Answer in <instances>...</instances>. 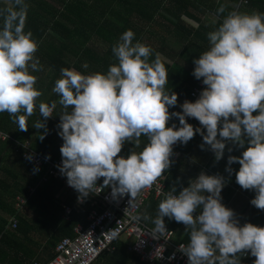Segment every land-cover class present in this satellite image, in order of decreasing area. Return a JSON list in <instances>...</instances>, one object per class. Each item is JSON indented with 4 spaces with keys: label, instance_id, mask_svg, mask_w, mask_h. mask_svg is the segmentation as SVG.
I'll use <instances>...</instances> for the list:
<instances>
[{
    "label": "clouds",
    "instance_id": "obj_1",
    "mask_svg": "<svg viewBox=\"0 0 264 264\" xmlns=\"http://www.w3.org/2000/svg\"><path fill=\"white\" fill-rule=\"evenodd\" d=\"M13 3L19 7L6 9L0 21V113H8L23 132L38 107L41 119L32 127L43 140L55 103L37 104L41 92L32 74L39 66L37 43L24 30L23 0ZM206 35L208 47L193 58L192 69L204 87L195 100L185 99L180 111L169 112L177 94L164 88L168 73L160 55L133 42L131 29L112 46L116 62L106 72L60 69L52 88L62 108L56 125L62 139L58 171L78 193L77 201L109 187L114 200L127 194L130 202L168 169L173 145L186 144L195 133L214 161L224 156L226 145L229 153L233 145L241 149L227 156L225 171L229 176L234 171L240 188L254 193L249 203L264 210V12L230 11ZM170 117L178 119V126L167 123ZM142 135L147 142L140 151L119 154L126 141L139 147ZM25 159L31 161L32 155ZM234 163L238 168H232ZM226 183L222 174L201 170L179 190L172 186L158 203L155 232L166 227L165 217L189 232L187 244L178 246L186 264H241L240 253L254 257L252 264H264V225L241 223L222 203Z\"/></svg>",
    "mask_w": 264,
    "mask_h": 264
},
{
    "label": "crops",
    "instance_id": "obj_2",
    "mask_svg": "<svg viewBox=\"0 0 264 264\" xmlns=\"http://www.w3.org/2000/svg\"><path fill=\"white\" fill-rule=\"evenodd\" d=\"M43 1L45 4L40 3V0H23L26 6L24 30L30 31L37 43L34 56L39 59V66L38 70L32 73L36 76L35 86L41 92V95L37 98V104L39 102L49 105L55 103L52 111L53 116L50 118L56 125L59 120L58 114L62 108L58 103L59 97L52 92V88L54 82L60 76V69L62 67L74 68L82 73L106 72L108 66L116 62L111 48L126 29L133 31V42L145 43L151 47L153 55L156 53L160 55L168 73L164 88L166 91L172 90L177 94V104L170 107L169 112L180 111V104L185 99L188 100L187 95L183 93L184 90L187 91L191 85L194 86L195 83L193 82L197 81L192 75L193 58L208 47V41L204 40V33L207 34L217 26V22L221 19L219 11L221 7L223 10H227L235 5L232 0H143L141 5L144 7L147 4L148 10V15L144 16L136 11H126L125 4H120L117 2H120V0H115V2L110 1L112 3H110L109 9H91L90 22L79 24L78 20L72 15V13H76L74 10H71L72 13L66 14L63 6L58 2L54 0ZM92 1L89 0V3L92 4ZM0 3V21H2L6 9L19 7L14 5L13 0H0ZM252 11L264 12V0H258L255 6L244 9V12ZM30 17L36 19L30 20ZM59 19H63L64 23L68 24L67 29L69 30L67 31L70 34L73 32L72 39L66 40L60 35V31L66 30L65 27L60 26L59 29L53 27L54 20ZM43 28H46V30L43 36H40ZM189 31L192 32L190 37L181 35V33L187 35ZM198 33L200 35H197ZM189 42L190 50H187ZM152 58V56L149 57L150 60ZM84 62H87L88 65L86 69L81 68V64ZM0 118L4 120L3 125L0 122V131L9 136L20 137L30 141L31 144L38 136V130L32 127L35 121L41 119L38 107H34L32 115L27 117V131L17 130L14 120L6 112L0 113ZM176 119V117H170L168 122H175ZM56 125L54 140L60 138L57 135L58 128ZM192 125L194 128L198 127L199 122L196 121ZM146 142V138L142 135L139 149L135 151H140ZM201 143V135L194 133L189 142L183 144L185 153L180 151L182 155L179 158H176L173 153L170 158V166L163 172L167 176V181H169L168 185L166 184L167 190L170 191L172 186H175L177 190L182 186H186L187 181L195 177L201 170L208 174L218 172L227 179L226 185L221 190L222 203L234 210L237 219L241 223L248 221L257 225H264V210L257 209L249 203L254 193L251 190L240 188L235 182L234 171L231 176L225 171L227 156L229 154L239 155L241 149L233 145L232 152L229 153L227 151L228 145H226L224 156L219 161H214L213 154L207 147L203 150L200 148ZM14 152L13 145L8 140L0 138V197L7 203V205L0 203V220L7 222V229H12L10 224L13 218L18 222L17 216L20 214L29 220L36 217L35 213L28 208L27 202L19 209L16 206L17 198L23 196L21 187L28 180L29 175L26 172L27 166L17 168L16 165L19 161L16 160V163V152ZM232 168H238V164L234 163ZM14 175H17V179L14 178ZM102 179V177L99 178L97 183L101 182ZM51 191L52 194L56 191L53 194L55 200L52 196H49L50 200L53 201L47 204V210L51 211L55 218L49 215L46 221L48 223L43 221L42 226L39 225L36 229L29 231L24 237L30 240V243L27 242L26 244L29 245L32 252H36L31 253L30 257L33 261L47 262L51 258L50 254L53 250L46 251L44 247L47 242L54 238L53 236L58 238L51 231L55 224L54 219L56 221L61 218L70 219V216L66 218L64 214L66 205L78 208L76 205L77 199L75 201V191L66 189L63 185L56 187V189L52 187ZM15 193L18 195L13 199L12 195ZM91 204L93 205V200ZM157 206L152 207L153 218H149L152 215L149 213L147 214L148 217L142 219L139 213V219L153 225V220L157 216ZM11 208L15 210L14 213L13 211L11 213ZM198 211L199 209H197ZM174 230L176 233L175 241L184 242L183 239L186 238L188 233L184 225L181 224ZM238 256L241 257V264H252L254 260V257L247 255V253H240ZM107 258V255L103 254L93 264H108Z\"/></svg>",
    "mask_w": 264,
    "mask_h": 264
},
{
    "label": "built area",
    "instance_id": "obj_3",
    "mask_svg": "<svg viewBox=\"0 0 264 264\" xmlns=\"http://www.w3.org/2000/svg\"><path fill=\"white\" fill-rule=\"evenodd\" d=\"M245 2L246 0H239V3ZM203 87L204 85L198 80L197 85L190 92L191 100L198 97ZM186 120L192 124L196 119L186 117ZM0 137L14 142L15 147L18 150L21 149L24 159L26 154H31L32 160H27L30 164L35 166L48 165L41 182H47L50 178H57L66 189L75 191L67 185L65 177L58 171L61 158L46 159L34 150L30 141L18 140L5 132L0 131ZM178 146L179 143L173 145V153L176 158L182 155ZM165 179L166 175L162 173L152 184L142 188L135 197L131 198L130 202H128L127 194L114 200L110 195V188H101L98 194L90 192L89 195L94 197L93 205L95 207L88 216L87 224L76 225L72 237L62 238L55 247L54 256L47 262L35 261L34 264H93L104 253L113 252L115 242L120 239L127 241L128 252L137 255L143 263L186 264V256L178 250L179 245L186 244L175 241L174 229L165 224L166 227L161 232H155L154 224L150 225L139 219V212L151 194L160 198L167 192ZM34 190L35 187H30L31 192ZM83 201H77L76 205L79 207ZM26 202L27 197L19 196L17 208H21ZM73 209L72 206L66 205L64 207L66 218H69ZM17 225V220L13 218L10 227L15 229Z\"/></svg>",
    "mask_w": 264,
    "mask_h": 264
},
{
    "label": "trees",
    "instance_id": "obj_4",
    "mask_svg": "<svg viewBox=\"0 0 264 264\" xmlns=\"http://www.w3.org/2000/svg\"><path fill=\"white\" fill-rule=\"evenodd\" d=\"M40 3L45 4L43 0H40ZM55 2H58L63 6V9L66 11V14L70 13L71 10H74L76 13L72 15L78 20L79 24H88L91 19V9H109L110 8V1L115 2V0H93L92 4L89 3V0H54ZM134 1V2H133ZM120 0L117 1L120 4H125L124 8L126 11H136L144 16L148 15V10H147V4H145L144 7H142L141 3L143 0ZM235 5L231 9L223 10L220 11L221 13V19L217 22V25L219 22L223 19V17L230 11L236 10L240 12H244V9L246 7H253L256 5L258 0H246L245 3H239V0H232ZM38 2V1H36ZM1 5V3H0ZM109 6V7H108ZM114 9V8H113ZM36 18L30 17V20H35ZM52 19V18H51ZM31 22V21H30ZM68 24H65L63 19L59 20H54L53 22V27L56 29H59V27H65V31H60V35L66 38V40H70L73 38V32L70 34L67 30ZM43 32L40 33V36H43L44 31L46 28L42 29ZM204 40H207V35L204 33ZM36 35V34H35ZM182 36L184 37H190L192 35V32H187V35L185 33H181ZM197 35H200L199 33ZM208 41V40H207ZM190 42L188 44L187 50H190ZM207 48V47H206ZM205 48V49H206ZM204 49V50H205ZM194 86L197 85L198 80L196 82H193ZM194 86H190L187 91L184 90V94L187 95L188 100L191 101V95L190 92ZM181 110V109H180ZM39 120V119H38ZM197 120H195L192 124H194ZM0 122H3L0 118ZM172 123H178V119H176L175 122L169 121L168 124ZM55 122H53L52 118H48L46 121V126H47V133L44 136L43 140H40L36 137L35 140H33L32 146L34 150H36L38 153L43 155L44 157L50 158V159H58L61 158L59 148L60 145L62 144V139H57L54 140V128H55ZM43 131V129L39 130ZM40 133L38 132V135ZM1 138V137H0ZM16 139L24 141V139L20 137H16ZM8 140L9 143L13 145L14 152L16 155L15 161H19L17 163V168H21L27 166L26 172L27 175H29L28 180L23 183L21 187V194L25 197H27V206L30 210H32L36 217L33 220H29L25 218L23 215H18V225L15 229H7V222L4 220H0V264H34L35 261H33L31 256L32 249L27 245L26 243L29 242L30 240H27L25 235L28 234L29 231H32L33 229H36L39 225L42 226V222H46L48 220L47 217L49 215H52L53 218H55V215L51 213V211L47 210V204L54 199L53 194H52L51 188L54 187H60L63 185V183L57 179V178H50L47 182H41V179L43 175L46 173L48 165L43 164L41 166H35L33 164H30L27 160H25L22 157L21 149L18 150L17 147H15V143L11 142L10 139ZM189 142V141H188ZM138 150V147H134L133 143L131 141L129 142H124L122 147H121V152L119 153L120 155L127 154L129 150ZM178 149L185 153V149L183 145L179 144ZM14 178L17 179V175H14ZM169 181H167V176L165 179V185H168ZM167 185H166V191L167 190ZM30 187H35V190L33 192L30 191ZM65 188V186L63 185ZM109 188V187H106ZM75 194V201L77 199V194ZM16 195L18 194H13L12 198L15 199ZM53 197V200H50V197ZM155 197L154 194H151L150 197L147 199L146 203L142 207L141 211L139 212L141 215L142 219H145L148 217L147 214H152L150 217H154L152 213V207L154 205H158L159 201L163 199V197L157 198ZM92 200H94V197L92 195H89L87 198L84 199L82 205L78 208H74L69 220L65 219H58L57 221L54 219L55 224L52 227V230L55 235L58 236V238H54L47 242V245L44 247V250L50 251L53 250V252L50 254L51 257L54 256L55 254V247L57 243L63 238V237H72L74 235V228L77 224L83 223L87 224L88 221V216L92 209H94V205H92ZM74 202V201H73ZM0 203L1 204H6L7 203L1 199L0 197ZM10 209V207H9ZM14 213V209L11 208V213ZM157 214V213H156ZM165 224H168L170 228L175 229L176 227L180 226V223L175 222L174 220L169 219L168 217L164 218ZM151 225V224H150ZM45 226V225H43ZM189 238V232L186 234V238L183 239L184 243L187 244ZM128 243L124 239L117 240L115 242V250L114 252H106L104 254L107 255V262L108 264H147L143 263L140 261L139 257L133 253H128ZM33 256V255H32Z\"/></svg>",
    "mask_w": 264,
    "mask_h": 264
}]
</instances>
